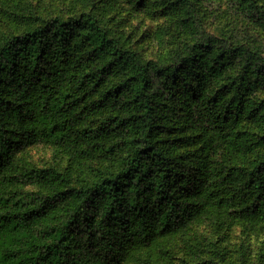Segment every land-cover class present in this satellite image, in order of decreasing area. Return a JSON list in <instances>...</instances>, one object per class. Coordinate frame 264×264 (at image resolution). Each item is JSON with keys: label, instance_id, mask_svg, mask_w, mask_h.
I'll list each match as a JSON object with an SVG mask.
<instances>
[{"label": "trees", "instance_id": "trees-1", "mask_svg": "<svg viewBox=\"0 0 264 264\" xmlns=\"http://www.w3.org/2000/svg\"><path fill=\"white\" fill-rule=\"evenodd\" d=\"M229 1L233 15L264 23L257 0ZM228 45L219 58L232 54ZM261 62L256 72L264 75ZM181 63L167 69L145 61L92 13L2 36L0 264H122L157 238L189 234L207 202L214 204L210 164L219 152L225 195L246 199L232 215L264 220V155L252 157L264 134L253 142L243 127L245 117L264 119V100L246 96L245 71L220 72L218 56L211 67L195 52ZM211 73L224 78L210 84L203 78ZM175 85L190 115L184 131L173 128L158 96ZM189 132L221 146L204 153L200 168L193 164L200 157L188 160L178 144ZM38 143L57 147L78 167L95 166L97 176L62 189L68 182L60 171L19 165L15 153Z\"/></svg>", "mask_w": 264, "mask_h": 264}, {"label": "rangeland", "instance_id": "rangeland-1", "mask_svg": "<svg viewBox=\"0 0 264 264\" xmlns=\"http://www.w3.org/2000/svg\"><path fill=\"white\" fill-rule=\"evenodd\" d=\"M257 1L264 5V0ZM192 2L195 5L180 8L177 0H0V40L2 36L20 35L55 17L92 13L122 46L164 68L181 67L182 59L192 52L205 58L207 63L203 66L211 67L218 56L222 60L220 72L224 70L236 76L245 71L249 88L246 96L263 101L264 75L256 71L257 65L264 62V23L245 13L233 15L235 6L229 0ZM203 42L209 43L210 48H199ZM226 44L232 48V54L228 52L227 56L219 58L226 50ZM212 75L203 79H211L210 84H213L224 78L222 74ZM158 90V96L170 107L166 117L173 120V128L184 131L190 125V115L185 112L187 107L179 106L184 102L181 87L165 86ZM231 98L229 95L224 101L229 102ZM246 125V137L253 142L259 139L258 133L264 134V119L245 117L243 127ZM198 134L185 133L178 142L181 152H187L188 160L200 157L199 162L193 163L196 168H200L204 153L212 148L221 149L216 141L199 139ZM219 154L210 164L214 204L207 202V211L198 215L189 234L157 238L151 249L137 251L134 259H126L122 264H264V220L232 215L234 207L235 210L241 208L246 199L232 201L225 195L223 176L217 169L221 165H217ZM262 155L264 144L259 143L253 149L252 157ZM15 157L19 165L28 169H56L63 173L68 184L62 185V189L67 185H86L97 176L95 166L83 163L78 167L57 147L45 143L23 146ZM227 201L228 205L222 204Z\"/></svg>", "mask_w": 264, "mask_h": 264}]
</instances>
